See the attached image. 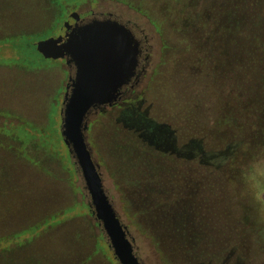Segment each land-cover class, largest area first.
<instances>
[{
	"label": "rangeland",
	"instance_id": "1",
	"mask_svg": "<svg viewBox=\"0 0 264 264\" xmlns=\"http://www.w3.org/2000/svg\"><path fill=\"white\" fill-rule=\"evenodd\" d=\"M221 4L0 0V264H120L62 136L75 70L36 48L108 12L144 54L86 141L141 264H264V61H234Z\"/></svg>",
	"mask_w": 264,
	"mask_h": 264
},
{
	"label": "water",
	"instance_id": "2",
	"mask_svg": "<svg viewBox=\"0 0 264 264\" xmlns=\"http://www.w3.org/2000/svg\"><path fill=\"white\" fill-rule=\"evenodd\" d=\"M57 37L40 40L37 51L46 59L74 64L62 109V136L76 159L91 198L90 207L102 225L120 264H141L133 240L104 189L99 165L86 141L87 115L92 109L113 105L119 90L131 82L138 66L139 42L131 30L116 20H96L76 25Z\"/></svg>",
	"mask_w": 264,
	"mask_h": 264
},
{
	"label": "trees",
	"instance_id": "3",
	"mask_svg": "<svg viewBox=\"0 0 264 264\" xmlns=\"http://www.w3.org/2000/svg\"><path fill=\"white\" fill-rule=\"evenodd\" d=\"M221 2L219 10L222 8V13L225 15L231 13L233 16L224 23L228 24V27H237V33L245 39L237 40L239 46L235 49L234 61L239 64L248 61L250 66L260 65L261 67V61H264V0H221ZM234 17L240 19L244 30L240 31L241 25H237L238 21L234 20ZM236 77L238 79V74Z\"/></svg>",
	"mask_w": 264,
	"mask_h": 264
},
{
	"label": "flooded vegetation",
	"instance_id": "4",
	"mask_svg": "<svg viewBox=\"0 0 264 264\" xmlns=\"http://www.w3.org/2000/svg\"><path fill=\"white\" fill-rule=\"evenodd\" d=\"M70 19H72V22L71 21H66L65 22V29L63 30V33L62 34H64L65 32H66V29H67V25H71L72 27H71V29L72 28H74L76 25H85V24H87V23H90V22H93V21H96V20H116V21H118V19L112 14V13H110V12H108L106 15L105 14H100V15H94L93 13H92V17H89V18H87V16L86 17H80L79 15H77L76 13H75V15L74 14H72V17L70 18ZM119 22V21H118ZM124 25H126L130 30H131V32H132V34L134 35V33H133V27L130 25V23H125ZM59 36V35H58ZM54 37H57V36H54ZM134 37H135V35H134ZM136 39V38H135ZM143 54H144V50L142 49V47H141V45L139 46V54H138V66H139V63H140V61H141V57L143 56ZM147 59H148V56H144V60L145 61H147ZM63 60V59H62ZM66 63V62H65ZM71 69H73L74 68V76H75V73H76V67L74 66V64H71V65H68ZM144 67V66H143ZM143 69V68H142ZM139 70V73L141 72V71H143V70ZM137 70V69H136ZM71 74V73H70ZM138 72L136 71V74H135V76L131 79V82L129 83V84H127V85H125L124 87H122L120 90H119V98L122 96V94H123V92L126 90V91H130L131 89H133V86H134V83H136L135 82V80H137L138 79ZM70 76H72V75H70ZM73 76V77H74ZM125 89V90H124Z\"/></svg>",
	"mask_w": 264,
	"mask_h": 264
}]
</instances>
